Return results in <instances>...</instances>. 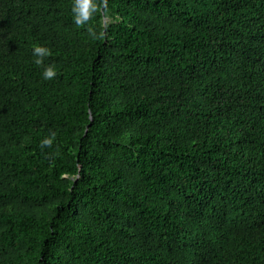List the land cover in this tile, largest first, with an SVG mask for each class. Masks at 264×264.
I'll return each mask as SVG.
<instances>
[{
  "label": "trees",
  "instance_id": "obj_1",
  "mask_svg": "<svg viewBox=\"0 0 264 264\" xmlns=\"http://www.w3.org/2000/svg\"><path fill=\"white\" fill-rule=\"evenodd\" d=\"M73 4L0 0V264H264V0Z\"/></svg>",
  "mask_w": 264,
  "mask_h": 264
},
{
  "label": "clouds",
  "instance_id": "obj_2",
  "mask_svg": "<svg viewBox=\"0 0 264 264\" xmlns=\"http://www.w3.org/2000/svg\"><path fill=\"white\" fill-rule=\"evenodd\" d=\"M101 7L107 8V0H101L98 4L96 0H74L72 6V14L74 23L77 26H84L92 20L93 16L101 10ZM88 33L93 38H95L96 33L89 27ZM32 55L34 57L35 65L43 66L42 76L44 80H52L57 76V70L55 64L45 65V58L51 57L53 55L52 50L43 45H35L33 47ZM56 140V133H52L50 136L45 137L41 140V149L45 147H51Z\"/></svg>",
  "mask_w": 264,
  "mask_h": 264
}]
</instances>
